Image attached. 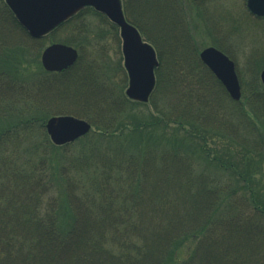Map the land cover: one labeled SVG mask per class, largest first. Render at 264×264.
I'll return each instance as SVG.
<instances>
[{"label": "trees", "instance_id": "obj_1", "mask_svg": "<svg viewBox=\"0 0 264 264\" xmlns=\"http://www.w3.org/2000/svg\"><path fill=\"white\" fill-rule=\"evenodd\" d=\"M193 4L195 7L200 5L198 13L212 12V0H198ZM122 5L126 19L142 36L152 37L147 39L154 45L161 62L166 55L165 46L169 48L171 62L166 57V63L159 65L177 70L185 59L179 56L184 52L178 47L184 48L188 44L185 34L188 18L184 16L187 10L184 8L183 11V5H178L177 0H122ZM90 12L96 13L91 8H84L50 34L60 28L83 26V19ZM96 14L105 20L104 16ZM110 25L116 33L117 28ZM0 38L2 42L5 39L4 43L9 39L30 50L38 49L42 40L30 38L4 0H0ZM7 45L0 42V90H3L0 93V105L3 106L0 108L3 110L0 128L12 121L13 115H16V121L9 124L8 129L0 130V145L11 137L16 141L15 146L19 145L16 151L22 152L23 159L35 167L32 188L37 191V196L33 203L24 197L17 160L3 157L0 169L5 168L8 178L2 177L0 181V191H3L0 195V264H264V210L254 205V194L246 183L243 184L244 177L239 168L243 161L253 157V163L246 165L255 170L257 162L254 158H261L264 153V87L254 91L253 95L254 103L261 105L256 116L262 132L255 123L249 122L254 131L244 126L246 135L234 132L222 142H216L220 134L206 128L207 121L219 117L218 110L231 100L209 70L204 69V75L211 78V84L206 85H195L178 71V80L190 84L183 91V95L187 94L186 101L192 105L190 111L210 109L207 115L199 113L197 117L204 131L212 135L210 138L217 145L215 149H222L212 158L205 140L184 128L188 123L193 128L194 119L189 117L185 107L180 108V97L174 100L170 96L168 100L162 97L164 105L161 107L152 101L155 109L151 118L156 114L154 119L137 120L131 129L127 128L129 124L117 121L126 106L144 108L125 97L126 76L121 64L109 65L112 69L107 72L104 63L98 67L79 56L67 70L43 72L50 78L40 79L36 75H24L23 54ZM191 52L190 64L201 65L193 47ZM262 59L264 65V57ZM160 67L155 70L156 87L161 84L163 93L165 87L169 90L172 86ZM80 75V80H76ZM113 76L123 79V85L110 84L114 82ZM27 84L37 87L34 92L44 100H48V94L54 90L65 91L63 99L70 102L67 106L72 111L69 114L84 115L82 118L90 121L100 135L87 134L78 139L84 140L87 147H79L76 154L68 149L79 146L77 141L59 147L52 145L41 127V121L46 119H42L43 113L31 111L42 109V105L29 109L28 100L20 94L25 106L20 104L18 114L13 110L14 85L23 91ZM208 87L215 89L218 98L212 97L209 101L200 97ZM67 90L73 96H68ZM5 96L12 99L4 102ZM239 106L247 119L248 111L241 104ZM249 110L253 112L254 109ZM61 111L68 113L66 108ZM143 124L163 127L160 133L163 137H158L160 146L163 144L161 152H151L148 147L144 148L148 150L144 153L139 151L137 158H132L128 152L123 156L125 149L119 147L122 146L120 141H124L122 137L132 145L129 134L138 131ZM196 132L204 133L200 129ZM99 140L110 143L105 147L97 142ZM226 146H232L230 151L238 154L239 164L224 163V150L229 151ZM196 151L202 161H198L202 171L190 158ZM128 159L130 164V159L135 160L136 169L127 162ZM122 164L129 171V177H136L141 184L132 192L124 190V184L117 186L115 183V173L123 170ZM195 172L197 176H194ZM224 174H228L226 180ZM76 177L81 179L77 185ZM78 188L80 192H77ZM98 198L104 209H99ZM188 242L195 245L193 253L183 258L179 251L184 246L191 247L186 245ZM195 257L197 261L193 260Z\"/></svg>", "mask_w": 264, "mask_h": 264}, {"label": "rangeland", "instance_id": "obj_2", "mask_svg": "<svg viewBox=\"0 0 264 264\" xmlns=\"http://www.w3.org/2000/svg\"><path fill=\"white\" fill-rule=\"evenodd\" d=\"M5 2V0H4ZM192 2V4H191ZM177 0L178 5L182 4V8L184 11V8L187 10V13H184L188 19L187 26L185 30L186 38L188 39L187 46L186 47H178L180 51H183L184 53H181L179 56L184 57L185 59H182L181 63L182 65L180 67H177V70L175 68L172 69V67L165 66V64H161L158 66L160 67V71L163 75L167 77L168 82L171 84V88L169 86V90L165 87V90L162 92L161 84L158 87H155V90L153 93L156 92L155 97L151 98L149 103L145 105V107H139V106H126L124 108V111H122L119 114V117H117V121H122L123 123L129 124L127 126L128 129L133 128L132 124L135 123L137 120H145V118H151V113H153V110L155 107L152 104V101L154 104L157 105V107H161L164 105L162 102V97L164 99L168 100V97L170 96V99L174 100L175 97L177 99L180 97L178 104L180 108L183 109L185 107V110L189 117L191 119H194V129L189 126V123L184 126V128L190 132L193 135H197L205 140L206 147L210 151V156L214 158V155H219L221 153L222 149L215 147L217 145H214L213 141L211 140V134L206 133L204 129L202 128V123L199 122L197 115L199 113L203 115H207L210 113V109L204 110L198 109L194 112L190 111L191 103H189L187 100V94L183 95L184 88H188L190 86L189 82L194 83L195 85H206L207 83L211 84V78H208L204 75V69H207L202 63L201 65H197L196 63H191V47H193L196 51V56H198V52L200 49L206 46H217L222 51H224L225 54L229 55L231 59L235 62L236 65V73L239 79L240 83V98L233 101H228L224 103V108L218 110V116L215 120L211 119L207 121L208 126L206 128L210 130H216L218 134H220L219 137L216 138V142H222L224 140V137H227L228 135H233L234 132L239 133L240 135L245 134L244 126L247 127L248 130H253L250 123H255L257 129L259 132H262V126L261 123H259V120L256 116V111L260 110L261 105H257L254 103V91L261 89L262 85L259 83L258 79V72L262 68H264V65L262 64V57H264V20H256L251 14H249L246 10V0H212L214 10L211 13H198V9L201 8L199 4H197L198 0ZM197 4L195 5L193 4ZM211 3V2H210ZM209 4V3H207ZM192 5V6H191ZM191 6V7H190ZM213 8L212 6H210ZM142 10V9H141ZM146 19V17H145ZM18 22V21H17ZM111 23L105 18V20L102 19V17L96 13L90 12V14H86L83 19V26H71L67 28H60L57 31H55L53 34H50L43 38L40 42L39 47H36L38 49L30 50L29 48L25 47H19L14 44V42L11 43L9 39L6 40V43H4V40L2 42V39L0 38V42L2 44H8L7 46H10L14 50H17L18 52H21L23 54V57L25 59V63L23 66V72L24 75H36L40 79H47L49 75L43 74L44 69L42 68L40 64V53L42 50L47 46L48 44L54 43V42H65L66 44L75 47L80 57H82L83 61L87 62H93L96 66L100 67L102 63L105 64L106 68L105 70L107 72H111L112 66L116 64H122L123 57L121 53V40L119 37L118 30L112 29ZM3 25V24H2ZM20 25V24H19ZM4 26V25H3ZM168 28V27H167ZM24 29V28H23ZM148 35V31H145ZM143 39H145L148 43H150L153 47L154 45L149 41L148 39H152L151 36H142ZM149 37V38H148ZM31 38V37H30ZM148 38V39H147ZM214 41H216L214 43ZM216 44V45H215ZM220 44V45H219ZM220 46V47H219ZM166 47V55L164 56L163 63H166V57L167 61L171 62L168 58V55H171L172 53H169L167 50L169 48ZM189 47V48H188ZM155 49V48H154ZM156 50V49H155ZM190 50V51H189ZM164 52V49H163ZM157 61L160 64V58L157 55ZM161 62V63H162ZM200 62V61H199ZM180 63V64H181ZM108 67L109 65H111ZM193 64V65H192ZM204 67H203V66ZM175 70L177 72H175ZM208 70V69H207ZM178 71L182 73L187 79H189V82L185 81H179L178 80ZM172 72H175L174 74H170ZM95 74H97L95 72ZM48 76V77H47ZM101 76V75H98ZM173 76V77H172ZM82 76H77L78 79ZM114 77V82H111L110 84H120L123 85L124 80L118 79L116 76ZM50 78V77H49ZM127 83V82H126ZM169 84V85H170ZM15 88L13 91L14 97V104H13V110L16 114H18V108L20 107V104L22 106H25V101L21 102L20 98L21 95L24 97V99L28 100L27 104L29 109L36 108L34 106L36 105H42V109L39 108L37 110H31L32 112L40 110L43 115L42 119L44 117L45 120L41 121L42 125H44L45 121L54 114H63L61 110L66 108V111L68 113H71V109L67 106L70 102H65V91L57 92V90L54 92L48 94V100H44L43 97L40 95H36L34 92L37 87L31 86L29 84L24 85V90L20 91L19 86L14 85ZM157 88V90H156ZM210 87L203 92L200 93V97L204 100H211L212 97H216L217 93L214 92L215 89ZM53 90V89H52ZM2 88L0 90V93H2ZM68 96H73L69 90ZM74 95H77L75 91H71ZM116 92V88H115ZM253 92V93H252ZM4 94H7L4 91ZM67 95V93H66ZM79 95V94H78ZM181 95V96H180ZM6 101L11 100V97L5 96ZM4 97V98H5ZM41 97V98H38ZM246 98V99H245ZM47 99V98H46ZM113 99V98H112ZM176 99V100H177ZM246 100L248 102H246ZM21 102V103H20ZM165 102V101H164ZM24 103V104H23ZM30 103V104H29ZM242 105L244 110H247L249 117L247 116V119L244 118L243 114L240 112V106ZM134 105V104H131ZM253 108V112H251L249 109ZM0 108H3V106L0 105ZM203 110V111H202ZM0 110V115H1ZM259 112V111H258ZM156 114H154L155 117ZM79 116V115H78ZM15 117L16 115L11 116V120L7 125L2 126L3 128L0 130L4 131L9 128V124L15 123ZM80 117V116H79ZM84 117V115L82 116ZM151 118V119H154ZM31 118L36 119L34 116H31ZM191 119H186L187 121ZM245 119V120H244ZM8 121V120H7ZM6 122V121H5ZM4 122V123H5ZM142 122V121H140ZM146 122V121H145ZM150 122V121H149ZM148 123V122H147ZM200 123V124H199ZM40 126V123H37ZM150 124L148 127L146 124H143L138 131H135L134 133H130L129 135L132 141V145L128 143L126 138L122 139L129 145H127L124 141H120L122 143L121 149L123 150V156H126L127 152L129 155H132L133 157L137 158V153L141 150L142 153L144 151H151V152H161L160 149H162V145L160 146L158 142V137H163V134H160L163 130V127L161 125L156 124ZM93 126V125H92ZM43 131L45 133V129L43 126ZM205 127V126H203ZM152 128L154 131H152ZM196 128V129H195ZM213 128V129H212ZM197 129L201 130L203 133L200 134L197 131ZM0 131V132H2ZM254 131V130H253ZM94 132V133H93ZM46 134V133H45ZM89 136H95L100 135L97 130H95L94 126L92 127V131L88 133ZM181 135V134H180ZM246 135V134H245ZM238 139V138H237ZM17 140V139H16ZM193 141V140H192ZM239 141V139H238ZM84 140L77 141L79 146L73 148H69L68 150L71 153L76 154V149L78 150L79 147L81 148L83 145L86 146L84 143ZM97 142L103 143V145L106 147L107 144H109V141H103L99 140ZM215 142V143H216ZM16 141H14L11 137L6 139L5 142H3L0 145V164L3 161V157H8L10 159L8 160H17V167L22 175V189H23V195L25 198L28 199L30 203L34 202L35 197L37 196V191L32 188V175L35 172V167L28 163L23 159L22 152L21 154L19 151H16L19 149V145L16 147L15 144ZM256 147L255 145H252ZM87 147V146H86ZM150 149L146 150L144 148ZM227 149L224 150V163H234L239 164V160L237 157V153L230 151L232 146H226ZM70 153V155H71ZM18 155L20 158L18 159ZM193 157L191 158V161L197 162V167L199 168V171L203 168L200 167V157L198 151L191 154ZM263 156L254 158V161L257 162L255 164V170L254 168L248 167L246 164L253 163V157L252 160L248 158L247 161H243L241 164L242 167H239L242 171V176L244 177L243 184H247V187H249L250 190H252L254 194L255 202L254 205L258 207V209L264 210V153ZM231 156V157H230ZM132 160V164H130L129 159L128 163L132 166L133 169H136L135 166V160ZM200 161V162H198ZM260 164L261 166L259 167ZM229 165V164H227ZM123 170H119L116 174V180L115 183L117 186H120L121 184H124L126 188L124 190H127L129 192L134 191L136 188L141 186L140 183H138L137 178H130L129 177V171L127 170L126 166L124 164L121 165ZM201 168V169H200ZM259 169V170H258ZM77 170V169H76ZM79 171V170H78ZM197 171V173L199 172ZM253 171V172H252ZM197 173H194V176H197ZM82 174V173H80ZM224 180H226L228 177V174H224ZM7 179L8 176L5 173V168L2 167L0 169V181L2 179ZM79 178V177H78ZM81 179H84L82 176ZM76 177V185L79 183V180ZM78 180V181H77ZM120 183V184H119ZM11 185V181H10ZM1 187L4 189V185H1ZM80 192L81 190L78 188L77 192ZM246 192V191H243ZM3 194V191H0ZM60 192L57 189L56 195H58ZM246 194V193H245ZM247 196L250 195V193L246 194ZM240 199L241 197L238 196ZM93 199V198H92ZM250 199V198H249ZM251 200V199H250ZM97 205L99 206V209H104L101 205V199L98 198ZM186 245H191V247H182L179 251L181 256L183 258H186L188 255L190 256L193 253L194 246L193 242H188ZM192 248V252L191 251ZM190 252V253H189ZM197 257L193 258V260L197 261ZM201 264H209V263H201Z\"/></svg>", "mask_w": 264, "mask_h": 264}, {"label": "water", "instance_id": "obj_3", "mask_svg": "<svg viewBox=\"0 0 264 264\" xmlns=\"http://www.w3.org/2000/svg\"><path fill=\"white\" fill-rule=\"evenodd\" d=\"M19 24L31 37L40 38L83 7H93L103 13L119 29L123 66L127 72L126 96L147 102L155 86L154 69L158 65L153 47L145 42L138 30L124 17L120 0H5ZM248 10L264 17V0H246ZM77 51L65 44L53 43L44 48L40 60L47 71H61L77 59ZM201 61L224 85L232 99L240 98V85L235 66L223 52L206 47L199 53ZM264 85V69L259 73ZM51 141L61 145L84 135L90 124L71 115L53 116L46 121Z\"/></svg>", "mask_w": 264, "mask_h": 264}]
</instances>
